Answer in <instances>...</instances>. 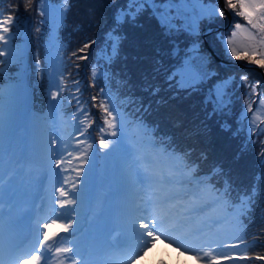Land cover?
Returning <instances> with one entry per match:
<instances>
[{
	"label": "snow or ice",
	"instance_id": "6c2138e0",
	"mask_svg": "<svg viewBox=\"0 0 264 264\" xmlns=\"http://www.w3.org/2000/svg\"><path fill=\"white\" fill-rule=\"evenodd\" d=\"M62 3V8H53L49 0H40L39 14L45 17L42 23L52 25V34L43 68L39 67L37 58V75L47 77L50 89H59L49 92L52 109L58 108L61 101L57 98L65 90L63 45L59 43L56 30L63 23L70 0H62ZM31 4L32 0H26L25 7ZM226 4L235 15L244 18L246 24H235V30L224 41L225 50L237 60L244 59L264 68V0H226ZM149 10L166 32L188 31L195 35L199 34L201 20L211 22L214 17L225 15L223 8L212 6V0L208 7L204 6V0H125V4L117 8L115 22H135ZM19 26L20 19L14 13L0 12V57L5 58L0 59V64L7 61L23 65L26 49L10 43L14 39L13 27L18 32ZM36 31L39 32V28ZM108 39L110 51L103 50V59L110 64L120 49L118 29L110 32ZM89 47L90 43H85L78 52L85 53ZM198 51V44L194 43L192 52ZM72 56L77 60L87 59L86 53L80 56L73 52ZM200 59L197 56L184 59L171 71L168 80L174 81L178 76L179 83L191 86L203 82L207 74L203 64L197 63ZM3 75L4 70L0 69V78ZM92 76L94 81L97 77L107 80L109 73L93 66ZM247 79V76L241 77L242 81ZM230 83L231 78L223 79L210 89L206 103L213 105L214 113L223 114L229 107ZM259 83L252 85L254 92ZM73 87L76 93L80 92L79 81H73ZM110 93V88L108 91L101 88L99 96L91 97L93 102L99 99L93 107L103 113L98 149L103 150L105 166L97 168L99 151L91 152L92 144L79 138L84 137L95 122L88 120L91 109L81 106L77 108V114L82 116L77 125L78 150L75 156L67 153L71 157L67 162L78 161V164L69 170L62 168L64 153L57 147L58 143L64 147L62 134L32 112L24 76L11 79L6 88L0 84V264H50V259H55L56 264H101L94 258L97 251L104 253L103 264H136V260L162 237L189 254L196 253L198 264L202 261L203 264H221L222 261L241 264L251 259L246 253L235 254L241 245L247 247L242 237L225 243V227L239 231V216L211 218L201 214L208 191L203 185L208 177L195 176L198 165L190 164L175 149L168 151L163 146L158 147L163 138L157 142L153 137L155 129L142 118L129 119ZM72 98L81 104L79 95ZM259 106L264 107V98L260 99ZM251 111L252 103H248L243 115L247 117ZM258 118L253 115L248 122L250 134L256 131L254 122ZM224 128L230 130L227 123ZM149 152L164 155L170 161L169 166L156 169L145 164ZM41 155L47 156L52 175L60 177L62 172H74V176H64L53 185V211L59 218L47 223L43 222L46 207L37 205L30 196L34 186L31 162ZM218 171L214 167L212 174ZM256 195L257 186H253L241 197L239 211L250 208ZM61 233L68 236L63 237ZM58 237L67 246L54 247ZM205 246L208 250L201 255ZM213 251H232L233 255L218 256L213 255ZM255 259L264 261V256Z\"/></svg>",
	"mask_w": 264,
	"mask_h": 264
},
{
	"label": "trees",
	"instance_id": "16d2710c",
	"mask_svg": "<svg viewBox=\"0 0 264 264\" xmlns=\"http://www.w3.org/2000/svg\"><path fill=\"white\" fill-rule=\"evenodd\" d=\"M25 3L26 0H0V4L9 6L11 12L28 19L35 52L32 59L38 58L44 63V43L48 38L49 24L42 23L45 17L39 14L40 0H32L27 8ZM49 3L59 4L62 0H49ZM124 4L125 0H70L66 18L58 30L65 55V82L71 81L73 85V81H79L82 93L88 97L92 108L94 103H99V99L93 102L91 97L99 96L101 88H105V91L110 88V94L129 119L142 118L144 123L155 129L153 135L159 141L163 138L170 150L180 152L186 160L192 159L200 168H210L212 164L218 166L219 171L213 181L219 187L228 185L227 194L232 200H240L253 186H257L251 209H244L242 216L253 228L264 229V123L261 122L264 119L259 122L256 131L250 134L247 117L242 114L248 103L264 95V78L256 69L222 64L210 53L200 33L209 25H218V21L201 20L198 35L188 31L166 32L150 10L145 11L135 22L117 24V8ZM237 17L234 15V18ZM114 29H118L121 36L120 49L108 64L103 59V50L108 48L110 51L108 35ZM230 32L213 31L208 39L210 41L214 35L218 41ZM85 43H90V47L85 50L87 59L77 60L72 53L85 55L78 52ZM194 43L199 47L196 53L192 52ZM215 49L221 57L227 58L220 45ZM192 56L202 58L197 63L203 64L207 74L202 87L194 90L189 84L179 83L178 76L174 81L168 80L171 71ZM93 66H103L104 71L109 73L107 80L97 77L94 81ZM242 76L248 77L250 89L245 86V82H238ZM227 78H231L229 107L223 114L219 111L214 113L213 105L206 103L208 96L203 92ZM36 79L34 72L30 80L36 88V104L46 106L47 78L43 76L38 82ZM93 81L95 87L92 86ZM256 81L260 83L254 92L252 85ZM99 116L92 119L96 129L103 124V114ZM223 122L229 124L230 130H225ZM96 135L99 139L100 133ZM254 264L261 263L256 261Z\"/></svg>",
	"mask_w": 264,
	"mask_h": 264
},
{
	"label": "rangeland",
	"instance_id": "374dc122",
	"mask_svg": "<svg viewBox=\"0 0 264 264\" xmlns=\"http://www.w3.org/2000/svg\"><path fill=\"white\" fill-rule=\"evenodd\" d=\"M224 3H225V5H226V7H227V4H226V0H224ZM208 5H209V0L208 1H204V6L205 7H208ZM212 6H214V7H216V8H221V6H220V4L219 3H217V2H213L212 1ZM197 7H199V6H197ZM53 8H60V7H58V6H53ZM228 8V7H227ZM228 10L230 11V13H231V15L233 16V18H232V20H230V18H229V15H228V13L224 10V12H225V15L223 16V17H219V16H216V17H214L211 21H218L219 22V24H229V30H231V32L230 33H228L227 35H225V36H221L222 38H223V40L220 38V40H218V41H216L215 40V36L213 35V37L210 39V41L211 42H213V43H211L210 41H209V39L208 40H205L204 39V41L207 43V44H209L211 47H213L214 49H215V47H217V45H220L221 46V48L225 51V53H226V57L227 58H229L228 60H234V61H237V59H235V58H233V57H231L230 56V54L225 50V45H224V41H226V39L228 38V37H230L231 36V33L235 30V24L236 23H241V24H246V21L244 20V18H242V17H237V18H234V15H235V13H234V11L232 10V9H229L228 8ZM209 21V20H208ZM20 24H22L21 22H20ZM23 26H26V25H23ZM52 26V25H51ZM199 33H200V31H199ZM212 35L213 33H207V35L209 36V35ZM219 37V36H218ZM211 43V44H210ZM11 44H13V42L11 43ZM47 45H48V43H47ZM219 47V46H218ZM224 59H227V58H225V57H223ZM244 59H240V60H238V62H240V63H247V64H252V63H250V62H248V61H243ZM252 65H254V67L259 71V75L263 78V73H264V68H262L261 70L260 69H258L257 67H259V66H257V65H255V64H252ZM207 80V76H205L204 77V79H203V82L204 81H206ZM238 82H245V86H247L249 89L251 88L250 87V84L247 82V81H242L241 80V78H238ZM184 85H187V83H185ZM198 85V86H197ZM197 86V87H196ZM230 86H231V83H230ZM229 86V87H230ZM202 87V82L201 83H198V84H196V85H194L192 88H191V90H194V89H200ZM230 89V88H229ZM229 89H228V97H229ZM248 89V90H249ZM50 90L51 91H56L57 89L56 88H51V89H49V92H50ZM203 93H205V94H207V100L210 98V96H209V93H210V90H205ZM261 98H264V95L263 96H258L257 97V99H255V102H251L252 103V111L250 112V113H248L247 114V118H246V124L248 125V122L249 121H251L252 120V117H253V115H256V116H258L259 118L254 122V126H256V128H258V126H259V122L262 120V119H264V107H260L259 106V101H260V99ZM246 107V106H245ZM245 109V108H244ZM244 113V110H243V112H242V114ZM225 123H227V122H223V126H224V124ZM228 124V123H227ZM245 124V123H244ZM229 125V124H228ZM240 127H242L241 125H239ZM247 128H248V126H247ZM107 138V137H106ZM62 141H63V144H65V146L67 147V148H69L70 147V145L69 144H67V138L66 137H62ZM59 145H60V147H61V149H62V152L64 153V156H67V153L68 152H66L65 151V149H64V147H62V145H61V143H58ZM157 155H159V154H157ZM147 156H148V154H147ZM56 158H60L59 156H57ZM151 160H152V158H150L149 156H148V159L147 160H145L144 161V163L145 164H149V163H151ZM105 161V159H103V162ZM106 162V161H105ZM153 163V162H152ZM105 164L106 163H104L103 164V166H105ZM154 164V168H156V167H158L159 166V161L158 162H156V163H153ZM65 166H66V163H65ZM69 174H62L61 173V176L60 177H56V176H54V180L57 182V180L59 179V180H62L63 179V177L64 176H68ZM70 175H72V176H74V174H70ZM40 181V175H37V174H35V173H33V181H32V183L33 184H35V183H37V182H39ZM56 184V183H55ZM57 186H59L58 184H57ZM215 194H218V192L217 193H215ZM215 194L214 195H209V196H206L205 195V197H204V203L206 202V201H211V203L213 204V203H215ZM230 203H229V201H228V199L227 198H223V199H221L218 203H216V205H214L213 204V207H211L208 211H209V214H208V217H213V218H216V217H228V218H233V217H236V216H238V213H237V210H235V209H230L229 208V205ZM39 205H40V203H39ZM208 211H206L205 210V212H208ZM229 211V212H228ZM59 217H57L56 215H55V213H54V211L52 212V214L50 215V219H58ZM224 232H225V234H226V236H227V239L225 240V243H232V242H235V240L238 238V237H244V233H243V230H242V226H241V224H240V229H239V231H234V230H232V228L230 227V226H226L225 227V229H224ZM167 244H168V242H167ZM214 247V246H213ZM171 248H172V246H170L169 244H168V252L170 253V250H171ZM208 250V246H205L204 247V249L202 250V251H200V254L201 255H203V252L204 251H207ZM245 252H246V247L244 246V245H241V247L239 248V249H237V250H235V254L236 255H244L245 254ZM213 255H233V252L232 251H225V252H223V253H221V252H219V251H213ZM205 259H207V258H205ZM184 261H187L186 259H184ZM244 263H246V262H241V264H244ZM185 264H193L192 262H191V260L190 259H188V261L187 262H185ZM201 264H203V261L201 262ZM222 264H231V262H229V261H223V263Z\"/></svg>",
	"mask_w": 264,
	"mask_h": 264
},
{
	"label": "water",
	"instance_id": "95a60500",
	"mask_svg": "<svg viewBox=\"0 0 264 264\" xmlns=\"http://www.w3.org/2000/svg\"><path fill=\"white\" fill-rule=\"evenodd\" d=\"M220 4L224 7V9L227 11V13L229 14V17H230V20H232V15H231V13H230V11L228 10V8L226 7V5H225V3H224V0H220ZM219 28H223V26H220ZM206 35L207 34H204V37L206 38ZM207 40V39H206ZM209 47V46H208ZM210 48V47H209ZM211 52H212V54H214L216 57H217V59L219 60V61H221V62H223L224 60L223 59H221L219 56H218V54L212 49L211 50ZM244 66H246V67H249L250 65H244ZM260 70L262 69V68H260V67H258ZM263 75H264V73H263Z\"/></svg>",
	"mask_w": 264,
	"mask_h": 264
}]
</instances>
